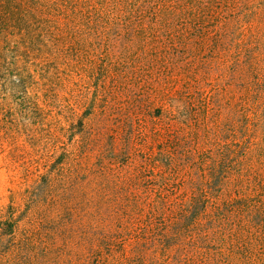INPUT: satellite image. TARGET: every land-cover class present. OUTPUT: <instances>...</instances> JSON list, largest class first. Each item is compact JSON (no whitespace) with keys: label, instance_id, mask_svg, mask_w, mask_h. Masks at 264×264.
I'll list each match as a JSON object with an SVG mask.
<instances>
[{"label":"trees","instance_id":"obj_1","mask_svg":"<svg viewBox=\"0 0 264 264\" xmlns=\"http://www.w3.org/2000/svg\"><path fill=\"white\" fill-rule=\"evenodd\" d=\"M120 76L136 133L86 192L67 96ZM43 140L64 152L0 210V264H264V0H0L6 169Z\"/></svg>","mask_w":264,"mask_h":264},{"label":"rangeland","instance_id":"obj_2","mask_svg":"<svg viewBox=\"0 0 264 264\" xmlns=\"http://www.w3.org/2000/svg\"><path fill=\"white\" fill-rule=\"evenodd\" d=\"M98 77H101L100 72ZM121 77L118 80H121L124 84V95H118L114 100L111 99L108 92L103 93L101 97H99L100 93L96 90L90 92L76 78L73 84L74 89L67 96L71 108L74 106L79 112V117H83L85 130L81 133L79 124L76 122L73 125L71 124L70 132L62 142L66 144H64L66 147L70 146L71 142H79V149L82 152L80 154L83 155H81L78 165L81 175H79L78 180H75L74 184H79L80 189L86 192L107 190L109 188L103 185L105 179L123 174L122 170H107V168L110 167V162L115 159L117 161L126 159L124 153H121L120 150L126 147L129 138L136 133L135 128L131 130L134 113H130L133 107L135 110L137 109L136 105H138L140 99L138 88L141 87L142 83L138 79H134L132 83L126 82ZM91 83L93 85L103 83L107 88H112L113 79L108 78L104 81L103 77L99 80L95 78L91 80ZM109 101L110 105L107 106L106 103ZM88 104L90 105L88 106ZM62 115H65V110L59 107L55 112L58 122L62 120ZM53 123L56 124L57 122ZM47 131L48 128H45L42 139L49 136ZM52 132L54 130L50 133ZM64 145H61L57 154L48 156L54 150V144L43 140L39 147L36 145V150L31 154L18 153L13 157L16 169L14 167L6 169L3 155L0 153V210L8 205L18 206L21 210L25 208L26 201L23 199V195L20 194L21 186L24 185L23 176L27 174L28 169L31 170L34 166L40 168L41 172L49 167V171L52 172L55 167L54 162L62 157ZM112 149H115V152Z\"/></svg>","mask_w":264,"mask_h":264}]
</instances>
